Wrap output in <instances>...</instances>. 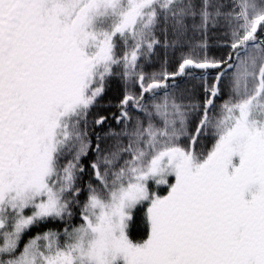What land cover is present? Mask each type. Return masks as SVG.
<instances>
[{
	"label": "snow or ice",
	"instance_id": "obj_1",
	"mask_svg": "<svg viewBox=\"0 0 264 264\" xmlns=\"http://www.w3.org/2000/svg\"><path fill=\"white\" fill-rule=\"evenodd\" d=\"M0 264H264V0H0Z\"/></svg>",
	"mask_w": 264,
	"mask_h": 264
},
{
	"label": "trees",
	"instance_id": "obj_2",
	"mask_svg": "<svg viewBox=\"0 0 264 264\" xmlns=\"http://www.w3.org/2000/svg\"><path fill=\"white\" fill-rule=\"evenodd\" d=\"M159 67V65H157ZM211 145H208L210 147ZM142 214L137 215L131 222L129 226V232L134 239H140L143 235V227L141 224Z\"/></svg>",
	"mask_w": 264,
	"mask_h": 264
},
{
	"label": "rangeland",
	"instance_id": "obj_3",
	"mask_svg": "<svg viewBox=\"0 0 264 264\" xmlns=\"http://www.w3.org/2000/svg\"><path fill=\"white\" fill-rule=\"evenodd\" d=\"M129 226H130V224H129Z\"/></svg>",
	"mask_w": 264,
	"mask_h": 264
}]
</instances>
